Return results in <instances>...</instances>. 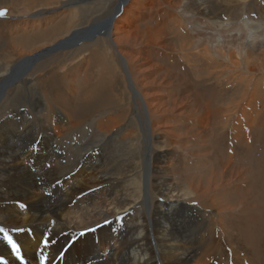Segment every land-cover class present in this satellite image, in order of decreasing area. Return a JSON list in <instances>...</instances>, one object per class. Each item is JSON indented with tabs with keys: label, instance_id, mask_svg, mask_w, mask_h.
<instances>
[{
	"label": "bare ground",
	"instance_id": "bare-ground-1",
	"mask_svg": "<svg viewBox=\"0 0 264 264\" xmlns=\"http://www.w3.org/2000/svg\"><path fill=\"white\" fill-rule=\"evenodd\" d=\"M94 1H97V0H76L73 2H71V1L65 2L62 6L63 8H61L60 10L70 9V8L73 9L74 7L76 9H78L83 5L85 6L86 4H89V2L95 3ZM106 1H108V3H110L111 0H106ZM191 1H192L191 2L192 6L189 8V10H191L192 12H195L196 13L195 15L202 16L205 19L201 18V17H196V20L193 19L194 22L187 28L185 25H183V20L176 18V28L180 33L179 32L174 33V30H170V28L174 27L175 25L173 26V24H172V26H168L169 22L165 21V19H164L165 18L164 15H166V17H167V14L169 12L168 8H167L168 6L171 10L178 13L176 11V9L180 5L173 2L172 0H147L146 2H144V0H131V1L130 0H118V5H117L116 9L114 10L112 17H110L107 20H104V21L96 20L95 22L92 21V22L88 23L89 19L84 17L83 14H79V15H75L72 13L67 14L62 20H60L55 25V27L53 29L49 28L51 30H47L41 34L36 33L33 36H30L29 38H27V40H25V41H27V44L30 46V47L28 46L27 48H32V47L35 48V51H34L35 53L33 55L30 54L32 56L21 58L17 62L11 61L10 55L5 56V57H8L7 58L8 60L6 62L7 65L5 67L3 66L4 68L2 66H0V106L3 105L4 103H6L5 99L9 96V93L12 92L14 95H17V93H19L20 90L15 85H17L18 83H23L27 86V85H29V83H32L35 80L38 81L39 79H43V76H45L46 74H49L51 72V71H49V72L47 71L46 74L39 75L38 77H36L33 80L28 81L26 79L27 75L29 73H31V71L37 67L36 62H38L41 58H44V55L46 56V54L52 53L53 51L58 50L61 47L70 48L69 49L70 53L77 52L80 49L79 52L80 51L83 53L86 52V53H88L87 56H90L92 54V52H96L97 55H95V56H97V58L99 57V60H100V62L98 64V66H100V67L97 68V69H100L99 71L101 73L99 75V78L98 77L94 78V75L91 76L89 69H86L87 67L83 68V71L78 69V67L81 66L80 61L77 63L75 62V65L78 64L77 69H76L77 71H75V70L70 71L65 67L63 69V72L66 73V75L70 74V77H71L70 81L76 80L78 78V76L81 75L80 73L84 74V84L82 86V91L86 97L89 95H92L95 97V95L97 94V89L99 91H101L98 87L102 83L105 84V86L109 84L111 86V89L109 90L110 93L108 95L112 96L111 98H113L114 103H110V101H107V103L109 102L110 107H111V104H114L113 107L115 108V112H113V113L120 114L124 111V109L121 108V105H122L121 103L126 102L128 112H125V113L123 112L125 118L123 117L124 120H122V121L124 124H126V123L128 124V116L130 118L131 115L132 116L134 115L133 117L136 120L135 121L136 124L134 126L135 128L132 126V128L134 129L133 132L130 130V128H128L127 131L130 133H133V134L135 132H136V134L138 132L140 133V135H138V136H140V140H139V144H138L140 149L138 151V155L135 154L134 151H135V143L136 142L134 143V141H133L134 145H133V147H130V148H132L131 150L130 149L127 150V148H126L125 151H123V152L120 151L119 153H117V156L119 154L122 155L124 153H125L124 155L127 156V159L125 157V160L122 157V161L124 160L123 162L121 160L119 161L123 165V166L121 165V167L123 168V170L122 169L121 170L124 172L123 175H119L117 173V171H115V169L113 168L114 166L111 167V166H109V164L103 165L102 163L100 165H97L94 163L95 165L92 166L93 168L88 169L86 167L87 171L84 174L81 172L82 173L81 176L79 174H77V173H80V171L78 170L74 174L75 176L72 174L73 176L70 175L69 177H66V179H60V180H63L62 182L61 181L60 182L63 184V187L66 189L64 191L65 194L70 196V197L77 198L89 190H93V189L95 190L94 195L90 197L91 205L73 213L70 210V207H69L70 204H68L66 202H63V204H62L63 208L61 210L56 208V204L55 205L51 204L52 203L51 200L54 199V188H55L57 182L54 179H51L52 178L51 175L50 176H48V175H49L50 171L53 172L52 169L54 167H52L51 164H53L55 162H52L51 164L44 163L41 170H39V171H45V177L43 175H37L34 178L30 177L31 175H29L28 171L25 170L26 167L23 166L24 164H22V162L19 161L18 157L15 156V154H14L15 149H14V151H12V149L8 148L7 144L4 143V141H3L4 139L6 141H8L10 136L12 134H14L12 132V126H11L12 125V122H11L12 117H11V119L6 118L3 121H0V125H1L0 126V182L4 183L5 186L8 188V190L5 191L6 193H4L0 190V218L5 219V223H0V228H4L5 231H8L9 234L13 237V239L16 240V242L18 243V245L21 248L20 255L23 258L22 259L23 263H21V261H20L21 259H18L16 257V255L12 252L10 246L7 245L6 242H4L3 236L0 235V261H3L4 264H41V262H42L41 257L45 258L44 259L45 264H215L216 263L215 261H212L213 257H210V258L208 257V259L206 261H197L196 256L194 254H188V247H187V245H185L186 243L184 244L185 240L182 241L180 235L178 234V230H179L178 224L175 223L174 218H171V216H168L166 214V211H168V210L173 211V210H175V208L179 204H182V203L185 204V202H187V201L188 202H199L200 204L207 205L209 207L218 206L217 203H215V201L212 200V194H213L212 191H217V190L221 189V187L223 189L228 188V187H230V185H232L233 183H236V182L241 181V183H242V180L246 181V179L243 178L246 170L235 168V167H233V165H223V166H221V168H219V167L217 169L214 168V170H212V172L208 176H205V177H199V176L194 177L192 175L194 178H191V179H188V180H185L182 182H181V180L176 179L178 175L176 176L174 174V172L172 170L171 160L166 155V152H167L165 150L166 147H165V149H163L164 145H162L161 141H159L160 137L158 136L159 131H163L166 134L167 130L165 131L166 127L164 128V127L158 126L160 124H158V125L155 124L156 118L162 117L165 115L167 116L168 114L173 116V114L176 115L179 112L181 113L185 107H189V105L190 104L192 105L193 101H194L197 109L194 107L196 110L195 111L190 110L192 113H189V114L198 115L197 110L199 111V113L201 115V120H202V131L203 132L206 131V133H207V131L212 128V123L215 119L214 118L215 116L213 115V112H211V110L207 106V104H203V105H205V107H200V103H199L200 99L199 98L197 99L196 97H194V93L191 90L192 89L191 87H190L191 89L190 88L188 89V92L186 93L185 96H183V99H181L180 101H175V102H166L165 101V102H161V103L158 101L161 98L163 99V97H165V96L163 95L162 92H159L160 90L152 91L153 87L156 86V87H158L157 89H160L163 85L169 86V87H176V86L182 84V82L184 80L182 81V78L180 79L176 75L174 76L173 74H170V73H168V74L164 73L163 72L164 69H162L163 67L155 64L156 62L153 63L152 59L154 58V56L152 57L153 51H151V50H152V48H154V49H157V48L160 49L161 48L162 50L173 51L175 53H182V51H179V50H181L180 48L175 46L173 43L169 42V40L172 39L173 35L178 36L179 34H181V35H183V37L188 42L183 47L184 50L187 52L186 57H187L188 61H192V62H194L195 60L199 61V58L201 57L204 60V62H206L208 64V63H210L209 59L212 60V58L209 56L210 54H206V56H203V54H202L201 56H199L198 55V51H199L198 49H200L201 47H205V51H203L205 53H210V51H211L212 53H215L216 55H218V53L220 55V53H221V54H224L227 56L228 53H230L229 50L233 47V45L235 44L236 41L239 42V44H237V45H240L241 47L248 49V55L245 56L244 59H245L246 64L251 63L247 67H250L251 65L254 66L253 69H251V72H253L254 69H260V71H261L264 68V63H263V65H260L261 63L259 65H257L258 62L264 61V58H263V55L257 54L255 56V54L253 52H250V50H252V49L254 50V46L252 44V41L250 40L251 36H248V38L247 37L246 38H243V37L242 38H239V37L234 38L233 35L230 36V34L223 36L222 35L223 33L222 32L220 33L221 28L220 27L218 28L219 25L217 26L216 22H214L212 20V18H210V16L214 15V13L211 11L210 7L208 6V3L205 0H191ZM237 1L238 0H224L223 2H219V0H212L211 3L212 4L216 3V6H217L218 4H223V3H228V2L235 3ZM27 2H28V5H25L24 8L30 12L29 15L31 16V18L43 17L44 13H40V12L31 13L32 7L29 4V2L31 3V0H0V9H6V8L7 9H13L15 6L13 3H19L17 5L21 6L23 3H27ZM240 2H241V4L245 5L246 4L245 2H247V0H243ZM163 4L165 5V7ZM244 5H239V6H244ZM250 8L252 9V7H250ZM242 9H243V7H242ZM259 10H260V12H263L264 8H261ZM239 11L240 10L237 8V6H234V8L232 7V14L234 16L241 15ZM137 14L142 15V16L144 15L143 16L144 22H147L148 20L153 21V23H155L154 28H148L147 30H146V28H144L142 30L139 26H135L136 21L138 19ZM228 14L231 15V11L228 12ZM261 16H262V13H261ZM213 17H215V16H213ZM168 18H169V16H168ZM201 19H204L205 22L201 21ZM84 24L86 25V27H81ZM222 24H224V23H222ZM243 24L247 25V23H243ZM33 25H36V24H33ZM224 26L225 25H223V27ZM235 26H237V25H235ZM37 29H39V28H37ZM231 29H232V27H231ZM234 30H232V31H234ZM187 31H189V33ZM40 32H42V31H40ZM99 35H100V38H107V39L103 40V42H104L103 47L104 48L100 47L97 42L94 44V47L91 49H86V48H83L82 46H80L81 48L78 47L80 44H83L86 42L91 43V42H93V40H96L99 42V39H97V36H99ZM191 35H193V38L190 39V40H192V42H189L188 40H189V37ZM196 37H198V40H197L198 43L193 41ZM105 40L107 41L108 44L106 43ZM78 43H80V44H78ZM187 45H189V46H187ZM263 47H264V44H263ZM186 49L187 50L192 49V50H195V52L188 53V52H191V50L187 51ZM56 52H59V51H56ZM160 53H162V52H160ZM77 55H78V57L81 56L80 53L76 54V58H77ZM49 56L51 57V55H49ZM74 57L72 58L71 61H75L76 58H74ZM223 57H225V56H223ZM85 58H87V57H85ZM81 59H82V56H81ZM217 59H218V57H217ZM160 62H161V60H160ZM184 62H185V60H184ZM200 62H202V61H200ZM89 63H92V61L90 60ZM93 64H95V63L93 62ZM174 64H176V63H174ZM96 66H97V64H96ZM184 66H185V64H184ZM195 66H194V68H195ZM192 67H191V69H192ZM204 67H206V66H204ZM178 68H179V66H178ZM209 68H212V67H209ZM201 69L203 70L205 68H201ZM44 70H46V67ZM205 71H207V68ZM209 71H211V70H209ZM180 72H182V71H180ZM43 73L44 72H42V74ZM118 73H122L123 78H120ZM201 73H203V72H201ZM38 74H40V73H38ZM58 76H59V74H58ZM51 77H53V76H51ZM63 77H65V76H63ZM65 78L67 79V77H65ZM53 81H55V80H53ZM65 81H68V80H64V82ZM186 83H188V82H186ZM47 84H49V83H47ZM72 84H74V82ZM56 85H57V83H56ZM10 87H12V88L16 87V88L15 89L13 88L12 89L13 91L12 90L9 91ZM40 87H42V86H40ZM69 87H70V85H69ZM106 88H107V86L105 87V89ZM204 88H206V87H204ZM102 89L104 90V88H102ZM181 89H182V87H181ZM103 90H102V92H103ZM65 91H67V90H65ZM80 91H81V89H80ZM202 92L204 93L205 91H202ZM208 92H210V90ZM29 93H30V91H29ZM104 93H105V91H104ZM152 93L154 94V96L151 95ZM35 94H36V91H35ZM42 94H44V93H42ZM82 96H83V94H82ZM92 96H91V98H92ZM106 96H107V93H106ZM213 96H214V94H213ZM71 97H73V96H71ZM79 97H80V99L82 98L81 96H79ZM97 97H100V96L97 94ZM159 97H161V98H159ZM170 97L173 98L174 96H170ZM36 98H37V96H36ZM210 98H212V97H210ZM87 99H89V97H87ZM102 99H103V96H102ZM104 99H106V98H104ZM152 99L156 100V102H153ZM22 100H24V99H22ZM41 100H42V98H41ZM16 101H18V100H16ZM73 101H74V99H73ZM88 101H90V100H88ZM87 102H86V104L89 103V102L88 103ZM139 102H142V104H143V111L141 114H139V112H138ZM201 102L203 103V100H201ZM210 102H212V101H210ZM220 104H221V101H220ZM106 105H108V104H106ZM74 108H76V107H74ZM77 108H79V107H77ZM123 108H124V106H123ZM211 108L214 109V107H211ZM80 109H81V107H80ZM72 111H74V110H72ZM33 112H34V109H33ZM96 114H98V113L96 112ZM93 117H95V116H93ZM190 117H191V115H190ZM90 118H91V116H90ZM191 118H193V117H191ZM31 120H32V118H31ZM43 121H44V119H43ZM83 122H85V121H83ZM109 122L111 123L110 120H109ZM26 124H28V123L26 122ZM20 125H22V124H20ZM100 125L101 124H99V127H101ZM131 125H132V123H131ZM108 127H110V126H108ZM253 128L254 127H252V129ZM213 129L214 128H212V131H213ZM25 130H27V129H25ZM36 130H34L35 134L37 132ZM39 130H41V129H39ZM114 131H112V132H114ZM108 132H109V130H108ZM210 132H211V130H210ZM40 133H42V132H40ZM96 133L97 132H95V134ZM119 133H121V132H119ZM23 134H26V133H23ZM136 134H135V136H136ZM225 134L226 133L224 132V136H225ZM242 134H243V132H242ZM244 134H245V132H244ZM234 135L237 136V138L234 139V142L237 140H240V142L243 141L244 137H242V136L238 137V133H235ZM246 136H248V135H246ZM55 137L58 138L56 135H55ZM60 137H61V135H60ZM13 138H15V137H13ZM134 139H135V137L133 138V140ZM166 139H168V138H166ZM111 140H113V139H111ZM59 141H58V143H60ZM23 142H25V141H23ZM120 143H121V141H120ZM63 144H64V142H63ZM143 144H145L146 146L144 147ZM35 145H36V143H35ZM251 145H252V143H251ZM78 146H79V144H78ZM93 146H95V144ZM240 147H242V146H240ZM105 149H107V148H105ZM249 152L250 151H248V153ZM36 154L34 153V155H36ZM161 154H163V156H160ZM19 155H20V153H19ZM68 155L66 153V157ZM238 155H240V154L238 153ZM30 156H31V154H28L27 158H29ZM84 156L86 157V155H84ZM117 156H115V159ZM70 157H71V155H70ZM105 157H106V155H105ZM80 158H82V157L80 156L79 159ZM111 158H113V157H111ZM259 158H260V156H259ZM216 160H218V159H216ZM117 161H118V159H117ZM34 162H35V160H34ZM93 162H95V161H93ZM97 162L100 163V161H97ZM114 162H116V161H114ZM223 162H224V160H223ZM257 162H259V160ZM82 163H83V161H82ZM207 163H209V162H207ZM232 163H233V161H232ZM83 164H85V163H83ZM86 164H89V162ZM213 164H215V163H213ZM48 166H49V169H48ZM70 166H72V165H70ZM246 166H247V164H246ZM73 168H75V167H73ZM83 168L81 167V169H83ZM64 169H62V170L64 171ZM75 169H77V168H75ZM54 170H56V169H54ZM121 170H119V171H121ZM2 171H8L11 173L13 172L14 174L8 175V173L6 172L7 175L3 176ZM198 171H200V170H198ZM37 172L38 171H36V173ZM55 173H57V172H55ZM61 173H62V171H61ZM246 173H247V171H246ZM204 174L206 175V173H204ZM32 176H33V174H32ZM252 176H253V174H252ZM254 177H255V175H254ZM74 179H78V180H75L74 183H72L71 181ZM128 180H130V181H128ZM22 181L25 182L24 186H20V187L17 186V189L14 190V188L16 187V184H19V182H22ZM5 186L2 185L0 188L4 189ZM241 186H240V188H241ZM246 188H247V186H246ZM230 189L231 188H229L228 191H231ZM219 192H220V190H219ZM231 193H232V191H231ZM249 193H250V191H249ZM7 194H9V197L7 196ZM229 196H230V194H229ZM155 198L158 201L160 198H163L164 201L156 202V204L153 205L154 204L153 200ZM253 198H254V196L246 195V199L241 204L242 208L246 209L248 212H250L251 210H254L253 209L254 207L252 204V201H254ZM66 199H65V201H66ZM221 200H223V199H221ZM225 200H226V198H225ZM82 201H84V199H82ZM83 203H85V202H83ZM139 205H143L144 210L138 216L135 213V208ZM180 206L181 205H179L178 207H180ZM255 206H257V205H255ZM77 209H78V207H77ZM216 209H218V208L216 207ZM56 210H57V213H56ZM204 210H206V209H204ZM211 210H213V209H211ZM258 211H260V210H258ZM217 212H218V210H217ZM253 212H256V211H253ZM243 213H246V211ZM124 214H126V217L123 216ZM189 214H190V212H189ZM254 214H256V213H254ZM259 214H260V212H259ZM243 215H245V214H243ZM236 216H237V214H236ZM254 216L256 217L259 215L256 214ZM252 217L253 216L250 215L251 222L253 220ZM256 218L258 219L259 217H256ZM231 219H233L232 216H231ZM261 219H262V217H261ZM259 221H257V222H259ZM215 222H217V221H215ZM257 222H254V224ZM110 225L120 226L122 228L121 236L116 237V238H108V239L101 238L107 232L108 226H110ZM198 227H200V226H198ZM16 229H23L24 231L23 232L14 231ZM90 229H95V231H90ZM227 229H230V228H227ZM241 229H242V227H241ZM243 229H245V228H243ZM202 232H203V230H202ZM81 233H86V235H84L80 238ZM115 233H117V232H115ZM118 233H119V231H118ZM204 233H205V231H204ZM198 234H199V232H198ZM115 235H117V234H115ZM187 235H189V234H187ZM77 236H79V239L77 241H74L73 239L76 238ZM111 236H113V235H111ZM247 236H248V234H247ZM193 237L194 236H191L190 238H193ZM45 240L48 241V247H44L43 242ZM252 240H251V243H249V242L248 243L252 244ZM187 241H189V240H187ZM205 241H206V239H205ZM199 242H200V240H199ZM188 245H190V244L188 243ZM191 251H189V252H191ZM62 253H64V255ZM191 253H193V252H191ZM205 256L207 257V255H205ZM200 258H201V256H200ZM246 258H248V257H246ZM103 259H105V261H103ZM237 261H239V260H237ZM252 261L254 262V260H252ZM242 262H244V261H242ZM245 262H246V260H245ZM236 264H237V262H236ZM241 264H243V263H241Z\"/></svg>",
	"mask_w": 264,
	"mask_h": 264
},
{
	"label": "rangeland",
	"instance_id": "rangeland-1",
	"mask_svg": "<svg viewBox=\"0 0 264 264\" xmlns=\"http://www.w3.org/2000/svg\"><path fill=\"white\" fill-rule=\"evenodd\" d=\"M70 1L73 2L76 0H43V1L42 0H31V3L29 2L30 6L32 7L31 13H37V12L44 13L43 17H39V18H31V16L29 15L30 12L24 8L25 5H28V2L23 3L21 6L17 5L19 3H13L15 5L13 9H7V8L6 9H0V12L6 13V15L0 16V66L5 67L7 65L6 62L8 60L7 59L8 57H5L7 55H10V60L14 61V62H17L21 58L32 56L35 53L34 52L35 48H33V47H32L33 49L27 48L29 45L27 44V41H25V40H27V38H29L30 36H33L36 33L41 34L47 30L53 29L55 27V25L60 20H62L67 14H70V13L75 14V15L83 14L84 17L89 19L88 23H90L92 21L95 22L96 20L104 21V20H107L110 17H112L114 10L116 9V7L118 5V0H111L110 3H108V1H106V0H97V1H94L95 3L89 2V4H86L85 6L83 5L78 9H76L74 7L73 9L70 8V9L60 10L61 8H63L62 6L65 2H70ZM146 1L147 0H144V2H146ZM172 1L180 5L176 9V11L178 13L171 10L168 6L167 8H168L169 12L167 14V17H166V15H164L165 16L164 19H165V21L169 22L168 26H172V24H173V26L175 25L174 27L170 28V30H174V33L179 32L176 28V18L183 20V25H185L187 28L194 22V20H196V17L204 18L202 16L195 15L196 14L195 12H192L191 10H189V8L192 6L191 0H172ZM205 1L208 3V6L210 7L211 11L214 13V15H211L210 18H212V20L214 22H216L217 26L219 25L218 28L219 27L221 28L220 33L222 32L223 36H226L229 34H230V36L233 35L234 38H238V37L239 38H242V37L248 38V36H251L250 40L252 41V44L254 46V50L252 49V50H250V52H253L255 54V56L257 54L263 55V58H264V47H263V44H264V11L260 12V10H259L261 8H264V0H247V2H245L246 3L245 5L241 4V2H240L243 0H238L235 3L228 2V3L218 4L217 6H216V3H213V4L211 3L212 0H205ZM223 1L224 0H219V2H223ZM239 5H244V6H239ZM234 6H237V8L240 10L239 12L241 15L234 16L232 14V7L234 8ZM164 7H165V5H164ZM242 7L244 10L242 9ZM250 7H252V9ZM227 11L228 12L231 11V15L228 14ZM261 13H262V16H261ZM143 16L137 14L138 19L136 21L135 26H139L142 30L144 28H146V30L148 28H154L155 23H153V21H150V20H148L147 22H144ZM168 16H169V18H168ZM213 16H215V17H213ZM204 19H201V21L205 22ZM222 23H224V24H222ZM243 23H247V25L243 24ZM33 24H36V25H33ZM223 25H225L224 26L225 28L223 27ZM235 25H237V26H235ZM81 27H86V25L84 24ZM231 27H232V29H231ZM37 28H39V29H37ZM49 28H51V29H49ZM232 30H234V31H232ZM40 31H42V32H40ZM187 32L189 33V31H187ZM191 36L189 37V40H188L189 42H192V40H190V39L193 38V35H191ZM97 39H99V42L96 40H93V42H91V43H89V42H86L83 44L78 43V44H80L78 47L82 46L83 48L91 49L94 47V44L97 42L100 47L104 48L103 47V45H104L103 40L107 39V38H100V35H99V36H97ZM197 40H198V37H196L193 41L197 42ZM169 42L173 43L175 46L180 48L181 50H179V51H182L183 54L182 53H175L173 51H168V50H162L161 48L160 49L159 48H157V49L152 48V50H151V51H153L152 57L154 56L152 61H153V63L156 62L155 64L163 67L162 69H164V71H163L164 73H167V74L170 73V74H173L174 76L176 75L180 79L182 78V81L183 80L184 81L182 82L183 85L180 84L176 87H169V86H164V85L160 89H157L158 87H156V86H155L156 88L153 87L152 91L160 90L159 92H162L163 95L165 96V97H163V99L161 97H159L161 99L158 101L160 103L165 102V101L166 102L180 101L181 99H183V96L186 95V93L188 92V89L191 87L192 89L191 88L190 89L193 91L194 97H196L197 99L198 98L200 99V101H199L200 107H205V105H203V104H207V106L210 108L211 112H213V115L215 116L214 117L215 119L212 123V128H214V129L212 131V128H211L210 129L211 132H210V130H208L207 133H206V131L205 132L202 131V120H201V115H200L199 111L197 110L198 115L189 114V113H192L191 111H195L197 109L194 101H193L192 105L190 104L189 107H185L181 113L179 112L176 115L173 114V116L168 114L167 116L166 115L162 116L163 118L162 117L156 118L155 124H157V125L160 124L158 126H161L164 128L166 127L165 131L167 130L166 134L163 131H159L158 136L160 137L159 141H161L162 145H164L163 149H165V147H166V149H165L167 151L166 155L171 160L172 170H173L174 174L176 176L178 175L176 179L181 180V182H182V181L194 178L195 176L196 177H198V176L199 177H205V176H208L212 172V170H214V168L215 169H217L218 167L221 168V166H223V165H233V167H235V168L245 169L247 171V173L245 171L244 176H243V178H245L246 181L242 180V183H241V181L233 183L232 185H230V187L225 188V189H223L221 187V189H219L220 192H219V190L212 191V193H213L212 194V200L215 201V203H217L218 206L209 207L207 205L200 204L199 202H188L187 201V202H185V204H183V203L179 204L181 206L178 207L179 206L178 205L175 208V210H173V211H169V210L166 211V214L168 216H171V218L175 219L174 220L175 223L178 224V229H179L178 234L180 235L182 241L185 240L184 244L186 243L185 245H187V247H188V254H194L196 256L197 261H206L208 259V257L209 258L213 257L212 261H215L216 262L215 264H236V262H237V264H241V263H243V264H264V209H263L264 208V191H263L264 190V68L261 71H260V69H254V71L251 72V69H253L254 66L251 65L250 67H247L251 63L246 64L245 59H244V57L248 55V49L243 48L240 45H237V44H239L238 41H236L235 44L233 45V47L229 50L230 53H228L227 56L224 54H221V53H220V55L218 53V55H219L218 56L215 53H212L211 51H210V53H205V52H203V51H205V47H201L200 49H198L199 51L198 50L197 51H198L199 56H201L202 54H203V56H206V54H210L209 56L212 58L213 61L209 59L210 63H208V64L206 62H204V60L201 57L199 58V61L198 60H195L194 62L188 61V59L186 57L187 52L183 48L186 45V43H188V42L183 37V35H181V34H179L178 36L173 35L172 39H170ZM106 43H107V41H106ZM187 46H189V45H187ZM69 49L70 48H67V47H61L60 49L55 50L52 53L46 54V56L44 55V58H41L39 60L40 62L38 61V62H36L37 64L35 63L37 65V67L34 70H32L31 73H29L27 75L26 79L28 81L35 79L39 75L46 74L47 71L48 72L51 71V72L49 74H46L45 76H43V79H39L38 81L35 80L32 83H29V85H27L28 87L23 83H18L17 85H15L16 87L19 88L20 91H19V93H17V95H14L12 92L9 93V96L5 99L6 103H4L3 105L0 106V121H3L6 118L11 119V117H12V120H11L12 125L11 126H12V132L14 134H12L10 136L8 141H6L5 139L3 141H4V143L7 144L8 148L12 149V151H14V149H15V151H14L15 156L18 157L19 161L22 162V164H24L23 166L26 167V168L25 167L24 168L26 171H28V174L31 175L30 177L34 178L37 175H43L45 177V171H39V170H41L44 163L51 164L52 162H55V163L51 164V166L54 167L52 169L53 172L50 171L49 175H48V176L51 175L52 176L51 179H54L57 182V184L54 188V199H52L53 201L51 200V202H52L51 204L52 205L56 204V208L61 210L63 208L62 207L63 202H66V203L70 204V206H69L70 210L73 213H75V212H77L81 209H84L87 206L91 205L90 197L94 195L95 190L94 189L89 190L77 198L70 197V196L65 194L64 191L66 189L63 187V184L61 183L63 180H60V179H66V177H69L72 174L74 175L78 170L80 171V173H77V174H79L81 176L82 173L84 174L87 171V168L91 169V168H93L92 167L93 165H95V164L100 165L101 163L103 165L109 164V166H111V167L114 166L113 168L115 169V171H117V173L119 175H123L124 172L122 171L123 168L121 167L122 163H120L119 161L120 160L122 161V157L124 158V160H125V157L127 159V156H125L124 155L125 153H124L122 155L119 154L121 156L120 157L119 155L117 156V153H119L120 151L121 152L125 151L126 148H127V150H129V149L131 150L132 148H130V147H133L134 143L136 142L134 152H135V154L138 155V151L140 149L139 145H138L139 140H140V136H138V135H140V133L138 132L136 134V132H135L133 134V133H130L127 131L128 128H130V130L132 132L134 130L132 128V126L134 127L136 124V122H135L136 120L133 117L134 115L133 116L131 115L130 118L128 116V124L127 123L124 124L122 121V120H124L123 119L124 113L128 112L126 102L121 103L122 104L121 108L124 109V111H123L124 113L123 112L122 113L119 112L120 114L113 113V112H115V108L113 107L114 104H111V107H110L109 102L107 103V101H110V103H114L113 98H111L112 96L108 95L110 93L109 90L111 89V86L109 84L106 85L107 86L106 89H105L106 86L103 83L98 87L101 91H99L97 89V94L101 98L97 97V94H96L95 97L92 95L87 96V97H89V99H87V97L85 96V94L82 91V86L84 84V74L80 73L81 75L78 76V78H77L78 80L76 79L77 81L76 80L70 81V78H71L70 74H67L68 75L67 76L66 73L63 72V69L66 67L70 71H74V70L77 71L76 69H77L78 64L75 65V62L77 63L80 61L81 66H79L78 69L83 71V68L87 67L86 69H89L90 75L91 76L94 75V78H97V77L99 78V75L101 73L99 71L100 69H97L100 67V66H98L100 60H99V57L97 58V56H95V55H97L96 52H92V54L90 56H87L88 53H86V52L83 53L81 51L79 52L80 49L74 53H70ZM190 50H191V52H188V53L195 52V50H192V49H189L187 51H190ZM56 51H59V52H56ZM160 52H162V53H160ZM79 53L82 56V59H81V56L78 57V55L76 58V54H79ZM30 54H32V55H30ZM49 55H51V57ZM223 56H225V57H223ZM73 57L76 58L75 61H71ZM85 57H87V58H85ZM217 57H218V59H217ZM90 60L92 61V63H89ZM160 60H161V62H160ZM184 60H185V62H184ZM200 61H202V62H200ZM93 62L95 64H93ZM174 63H176V64H174ZM263 63H264V61H262V62L260 61V62H258L257 65H259V64L263 65ZM96 64H97V66H96ZM184 64H185V66H184ZM194 64L195 65L197 64V65L195 66ZM178 66H179V68H178ZM194 66L196 69L194 68ZM204 66H206V67H204ZM208 66L212 67V68H209ZM45 67H46V70H44ZM191 67L193 70L191 69ZM201 68H205V69L202 70ZM206 68H207V71H205ZM209 70H211V71H209ZM180 71H182V72H180ZM37 72L40 74H38ZM42 72H44V73L42 74ZM201 72H203V73H201ZM58 74H59V76H58ZM118 75L120 78H123L122 73H118ZM51 76H53V77H51ZM63 76L67 77V79ZM53 80H55V81H53ZM64 80H68V81L64 82ZM73 82H74V84H72ZM184 82L185 83L188 82L190 85L188 83L185 84ZM47 83H49L50 85ZM56 83H57V85H56ZM69 85H70V87H69ZM40 86H42V87H40ZM16 87H13V88L15 89ZM181 87H182V89H181ZM204 87H206V88H204ZM13 88L10 87L9 91H11ZM102 88H104V90ZM80 89H81V91H80ZM65 90H67V91H65ZM102 90H103V92H102ZM209 90H210V92H208ZM29 91H30V93H29ZM35 91H36L37 95L35 94ZM104 91H105V93H104ZM202 91H205L204 92L205 94ZM42 93H44L45 95ZM101 93L102 94L104 93V94L102 95ZM106 93H107V96H106ZM82 94H83V96H82ZM213 94H214V96H213ZM151 95L154 96L153 93ZM169 95L174 96L175 98L174 97L172 98ZM36 96H37V98H36ZM71 96H73V97H71ZM79 96H81L82 98L80 99ZM91 96H92V98H91ZM102 96H103V99H102ZM209 96L212 98H210ZM32 98L33 99L35 98V99L33 100ZM41 98H42V100H41ZM72 98L74 99V101ZM104 98H106V99H104ZM22 99H24V100H22ZM16 100H18V101H16ZM88 100H90V101H88ZM201 100H203V103L201 102ZM152 101L156 102V100H154V99H152ZM210 101H212V102H210ZM220 101H221V104H220ZM86 102L88 104H86ZM106 104H108V105H106ZM123 106H124V108H123ZM74 107H76V108H74ZM77 107H79V108H77ZM80 107H81V109H80ZM211 107H214V109ZM32 108L34 109V112H33ZM111 108L112 109L114 108V109L112 110ZM72 110H74V111H72ZM142 111H143V104H142V102H139V105H138L139 114H141ZM96 112L98 114H96ZM190 115L193 118H191ZM90 116H91V118H90ZM93 116H95V117H93ZM31 118H32V120H31ZM43 119H44V121H43ZM109 120L111 121V123L109 122ZM83 121H85V122H83ZM26 122L28 124H26ZM131 123H132V125H131ZM20 124H22V125H20ZM99 124H101L100 125L101 127H99ZM108 126H110V127H108ZM252 127H254V128L252 129ZM257 127L258 128L260 127V128L258 129ZM25 129H27V130H25ZM39 129H41V130H39ZM34 130L37 131L36 134H35ZM108 130H109V132H108ZM39 131L42 133H40ZM112 131H114V132H112ZM95 132H97L98 134L97 133L95 134ZM119 132H121V133H119ZM224 132L226 133L225 136H224ZM242 132H243V134H242ZM244 132H245V134H244ZM23 133H26V134H23ZM235 133H238V137L239 136L244 137L243 141L240 142V140H237L234 142V139L237 138V136L234 135ZM59 134L61 135V137ZM135 134H136V136H135ZM55 135L58 138H56ZM246 135H248V136H246ZM13 137H15V138H13ZM134 137H135V139L133 140ZM166 138H168V139H166ZM111 139H113V140H111ZM23 141H25V142H23ZM58 141L60 143H58ZM120 141H121V143H120ZM133 141H134V143H133ZM63 142H64V144H63ZM35 143H36V145H35ZM251 143H252V145H251ZM78 144H79V146H78ZM94 144H95V146H93ZM143 145H144V147L146 146L145 144H143ZM239 145L242 147H240ZM105 148H107V149H105ZM247 150L250 152L248 153ZM19 153H20V155H19ZM34 153L35 154L37 153L38 155L37 154L34 155ZM66 153H67V155L69 154L67 157H66ZM238 153L240 155H238ZM28 154H31V156L29 158H27ZM70 155H71V157H70ZM84 155H86V157ZM105 155L107 158L105 157ZM80 156L82 158L79 159ZM115 156H117L116 159H115ZM160 156H163V154H161ZM259 156H260V158H259ZM111 157H113V158H111ZM117 159H118V161H117ZM216 159H218V160H216ZM34 160H35V162H34ZM81 160L85 164H83ZM223 160L225 163L223 162ZM258 160H259V162H257ZM93 161H95V162H93ZM97 161H100V163ZM114 161H116L117 163ZM232 161H233V163H232ZM88 162H89V164H86ZM207 162H209V163H207ZM213 163H215V164H213ZM69 164L72 166H70ZM246 164H247V166H246ZM73 167H75L77 169H75ZM81 167L82 168L84 167V168L81 169ZM48 169H49V166H48ZM54 169H56V170H54ZM62 169H64V171ZM119 170H121V171H119ZM198 170H200L201 172ZM36 171H38V172L36 173ZM61 171H62V173H61ZM6 172L8 173V175L14 174L13 172L11 173L8 171H2L3 176L7 175ZM55 172H57V173H55ZM204 173H206V175ZM32 174H33V176H32ZM252 174H253V176H252ZM254 175H255V177H254ZM251 177L252 178L254 177L255 179L254 178L252 179ZM75 180H78V179H74L71 182L74 183ZM128 181H130V180H128ZM1 184L5 186L4 183L0 182V187L2 186ZM24 184H25L24 181L19 182V184H16V187L14 188V190L17 189V186H19V187L24 186ZM240 186H241V188H240ZM246 186H247V188H246ZM229 188H231L230 190L232 191V193H231V191H228ZM0 190L2 192L6 193L5 191L8 190V188L5 186L4 189L0 188ZM249 191H250V193H249ZM229 194H230V196H229ZM246 195L254 196V198H253L254 201H252L254 210H251L252 212L251 211L248 212L246 209H243L241 206L242 202L246 199ZM7 196L9 197V194H7ZM224 197L226 198V200ZM65 199H66V201H65ZM82 199H84V201H82ZM221 199H223V200H221ZM161 201H164V199L160 198L158 201L155 198L153 200V202H154L153 205H155L156 202H161ZM83 202H85V203H83ZM255 205H257V206H255ZM77 207H78V209H77ZM216 207L218 209H216ZM204 209H206V210H204ZM211 209H213L214 211ZM143 210H144V206L139 205L135 208V213L139 216L143 212ZM217 210H218V212H217ZM258 210H260V211H258ZM245 211H246V213H243ZM253 211H256V212H253ZM189 212H190V214H189ZM259 212H260V214H259ZM56 213H57V210H56ZM254 213L259 215V216H256V217H259L258 219L254 216V215H256ZM236 214H237V216H236ZM243 214H245V215H243ZM230 215L232 216L233 219H231ZM250 215L253 216L252 222L250 220ZM123 216L126 217V214H124ZM261 217L263 220L261 219ZM0 219H1L0 223H5L4 218H0ZM215 221H217V222H215ZM257 221H259V222H257ZM254 222H257V223L254 224ZM198 226H200V227H198ZM241 227H242V229H241ZM120 228L121 227L118 225L108 226L107 232L101 238L108 239V238L120 237L121 233H122V228L121 229ZM227 228H230L231 230L227 229ZM243 228H245V229H243ZM202 230H203V232H202ZM118 231H119V233H118ZM204 231H205V233H204ZM115 232H117V233H115ZM198 232H199V234H198ZM114 233L117 235H115ZM187 234H189V235H187ZM247 234H248V236H247ZM111 235H113V236H111ZM191 236H194L195 238L194 237L190 238ZM81 237L82 236L80 235V238ZM78 239H79V236H77L73 240L77 241ZM205 239H206V241H205ZM187 240H189V241H187ZM199 240H200V242H199ZM251 240H252V244H249V243H251ZM188 243L190 245H188ZM189 251H191L193 253H191ZM62 254L64 255V253H62ZM205 255H207V257ZM200 256H201V258H200ZM246 257H248V258H246ZM251 259L254 260V262ZM237 260H239V261H237ZM245 260H246V262H245ZM103 261H105V259H103ZM242 261H244V262H242Z\"/></svg>",
	"mask_w": 264,
	"mask_h": 264
},
{
	"label": "snow or ice",
	"instance_id": "snow-or-ice-1",
	"mask_svg": "<svg viewBox=\"0 0 264 264\" xmlns=\"http://www.w3.org/2000/svg\"><path fill=\"white\" fill-rule=\"evenodd\" d=\"M4 15H6L5 12H0V16H4ZM14 231L23 232L24 230L23 229H16ZM90 231H95V229H90ZM0 235L3 236L4 242H6L7 245L10 246L12 252L16 255V257L18 259H21L22 260L23 258L20 255L21 248L18 245V243L16 242V240H14L13 237L9 234V232L8 231H5L4 228H0ZM80 235L81 236H84V235H86V233H81ZM43 243H44V247H48V241L47 240H45ZM44 259H45L44 257H41L42 264H43ZM0 264H4V262L3 261H0Z\"/></svg>",
	"mask_w": 264,
	"mask_h": 264
}]
</instances>
